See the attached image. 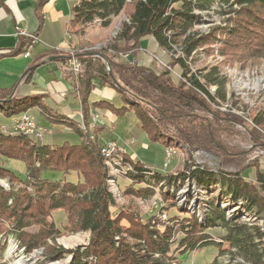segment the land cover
Masks as SVG:
<instances>
[{
	"label": "trees",
	"instance_id": "trees-1",
	"mask_svg": "<svg viewBox=\"0 0 264 264\" xmlns=\"http://www.w3.org/2000/svg\"><path fill=\"white\" fill-rule=\"evenodd\" d=\"M44 1L40 0L39 6ZM210 12L226 17L225 25L216 26L205 35L194 34V27L201 25ZM122 13L126 20L101 52L76 54L83 66L76 80L84 129L65 115L54 113L44 104L43 95L16 97L12 91L0 90V113L8 119L37 108L45 119L82 138L78 145L63 142L52 146L40 144L34 137L0 131V159L18 160L25 165L24 178L0 166V178H7L12 186L9 190L0 186V258L8 237L13 236L26 253L42 249L45 260L50 261L71 256L69 264H170L167 253L175 241L183 249L180 254L212 243H225L219 256L232 253L245 264H264V172L256 173L255 184L246 181L240 172L215 173L195 164L164 175L125 154L123 160L133 171L128 173L124 196L148 200L154 195V187L174 185L172 190L160 188V195L164 203L172 204L179 212L156 230L155 215L142 223L137 214L116 206L106 182L107 167L99 153L104 143L98 137L102 127L96 126L93 133L88 131L90 107L108 111L117 118L133 112L140 130L151 142L180 149L186 143L221 159L232 158L234 150L227 147L221 135L229 130V115L209 109L225 102L226 79L217 67L193 72L189 61L194 52L211 45L222 32L230 37L229 44L220 48L223 55H232L238 47L251 57L264 54V0H80L71 10L70 26L75 32L91 23L107 28ZM146 36L173 55L169 66L181 70L176 82L168 71H155L135 61L140 40ZM239 38L247 41L238 45ZM249 38L253 45H249ZM20 41L25 50L20 47L0 58L19 55L31 46L28 37ZM95 78L119 95L120 107L106 100L88 104L94 88L91 81ZM209 87L216 88L213 94ZM149 171L152 174H146ZM46 173H60L63 180L50 179ZM71 173L77 180H64ZM186 180L215 195L203 200L202 217L183 204L177 205L179 182ZM230 206L235 210L228 215ZM57 211L66 216L63 230L89 233L86 247L67 250L47 244L64 232L51 219ZM243 216L253 220L245 221ZM211 224L225 229L221 242L204 231ZM33 226L37 230L28 232ZM175 235L178 238L171 241ZM0 264L5 263L0 260Z\"/></svg>",
	"mask_w": 264,
	"mask_h": 264
},
{
	"label": "rangeland",
	"instance_id": "rangeland-1",
	"mask_svg": "<svg viewBox=\"0 0 264 264\" xmlns=\"http://www.w3.org/2000/svg\"><path fill=\"white\" fill-rule=\"evenodd\" d=\"M205 21L201 25H196L193 29L194 34L205 35L210 33L211 29L216 26H224L225 18L220 14L209 13L205 14ZM126 20L124 13L112 19V24L104 33H99L92 36L94 41L90 45V49L86 52L99 53L101 49L105 48L110 40L115 37L117 30L120 27L121 22ZM80 30V32H78ZM83 33V28H77L76 34L80 35ZM253 38V37H252ZM249 38V45H253V39ZM230 37L226 36V33H218L216 41L211 45L204 46L203 48L198 49L193 53L191 57V70L193 72H206L212 67H217L220 74L225 77V91L226 100L225 102L218 103L217 107H210L209 109L218 114H228V121L226 123L229 127V132H225L222 135L223 142L227 145L230 150H234L235 155L232 158L221 159L214 156L209 151L201 149L191 144L183 143V148H175V154L169 167L164 169L163 159L165 155V148L163 145H160L158 142H151L148 137L140 130L138 126V121L133 112H128L121 117H115L116 121L110 127H107L104 134L101 135V140L111 141L115 139L120 146L124 147L127 155L132 157H141L140 161L146 166L154 168L156 171L161 172L162 174H173L181 170H185V166H191L192 164H198L197 166H205L217 173L221 171L224 173H235L240 172L245 180L251 184H255L256 173L258 171L264 172V54L257 53L256 56L247 55L246 51L240 49L239 47L232 53V55H223L221 51V46L229 44ZM244 38H239L237 44L241 42H246ZM251 42V43H250ZM142 47L145 51H148L146 48V43H142ZM141 49V48H140ZM140 49L135 54V61L139 65L146 67H151L155 71H168L166 65H170L172 59V54L169 52H164L163 50L158 49L155 52H146L145 55L147 58L143 60L139 59ZM75 51H77L74 48ZM179 53V49H176ZM83 52V51H80ZM78 52V53H80ZM75 53V54H78ZM164 64V65H162ZM172 72L171 77L176 82L178 77L176 75L180 74L181 70L178 66H171ZM212 94L215 92L216 88L209 87L208 89ZM115 106L120 107L122 105L120 97H116L114 101ZM204 112V111H203ZM203 112H198L199 114L205 115ZM37 122L43 124L42 117L38 116ZM210 118V117H209ZM227 119V117H225ZM257 123H259L257 125ZM9 123L6 120L3 123H0V129L2 130L3 126L8 127ZM44 129H48L46 124H43ZM65 129V128H64ZM67 131H59L54 133V138L50 140V134L48 131H44V136L39 143H45L46 141H52L53 143L69 141L72 144L79 143L78 135L74 133H66ZM72 134V135H71ZM75 138H73V137ZM108 139V140H107ZM103 141V140H102ZM133 142V143H132ZM132 143V144H131ZM205 151L207 154L203 155L202 152ZM133 153H135L133 155ZM0 166L14 171L19 176L24 178L25 165L22 161L18 160H8L0 159ZM50 179L63 180V176L60 173H54L52 176L50 173H46ZM115 178V185L117 191H121L120 197L116 196V206L124 208L126 211L137 214L139 220H142V223L147 222V219L152 215H155L157 218V224L155 227L156 230L159 229L161 223L167 222V219L170 216H175L179 212L178 208H173L172 204H167L163 201V206H157L155 209L149 212L147 207H150L147 200H142L132 195H123L122 191L125 190L127 184L126 176H119ZM75 182L77 177L74 173L65 175L64 180ZM192 183L196 188L192 189ZM178 190H185V195L189 193L188 198L193 195L198 197L200 203H204L201 197L206 199L209 195L215 196L212 192H206L198 187L196 183L193 182H179ZM0 186L9 190L12 186L7 178H0ZM174 185H169L173 187ZM175 189V187H174ZM218 189L216 188V191ZM214 191V192H216ZM117 194V193H116ZM186 197V200L188 199ZM150 200V199H148ZM222 202H225L224 199ZM185 205V204H183ZM186 206V205H185ZM232 206V205H231ZM232 210L227 211L228 215ZM188 209V207H187ZM160 213L166 216V219L160 217ZM175 214V215H174ZM227 215V216H228ZM63 212L53 213L51 219L56 224L59 229L63 230L66 219ZM242 218V217H241ZM244 220V219H243ZM160 221V222H158ZM247 221V220H245ZM64 222V223H63ZM259 226L262 225L261 222L257 221ZM125 224V222H123ZM37 230V227L33 226L28 229V232H34ZM63 234L60 235L56 240H49L47 244L49 246L60 247L67 250H72L78 246H84L89 242V233L84 232H66L63 230ZM204 231L209 234L213 239L220 241V238L223 237L226 232L225 229L219 227L218 225H210L207 228H204ZM173 240H176L178 237L175 235L172 237ZM10 239V244L8 240ZM7 247L2 254L0 260L5 264H69L71 256H65L62 259L56 261L45 260V253H36L34 250L31 253H26L25 251H20L16 249L17 243H19L13 236L8 237ZM130 242L132 240L128 239ZM170 241V242H171ZM175 241L167 253L170 257V264H212L216 260V264H245L240 258L235 257L232 253L219 256V250L226 247V244H209L202 248H199L194 251H187L183 254L180 252L183 249L180 245L176 244ZM264 244V243H263ZM246 261V260H245ZM246 264H253L251 261H246Z\"/></svg>",
	"mask_w": 264,
	"mask_h": 264
},
{
	"label": "crops",
	"instance_id": "crops-1",
	"mask_svg": "<svg viewBox=\"0 0 264 264\" xmlns=\"http://www.w3.org/2000/svg\"><path fill=\"white\" fill-rule=\"evenodd\" d=\"M39 1L0 0V55L10 54L19 50L20 47L21 50H25L20 40L23 41V37L26 36L21 37L17 28L25 30L27 34L35 35L37 38L27 49L30 53L29 57H24L20 53L0 58V90L12 91L13 96L16 97L43 95L45 96L44 104L54 113L65 115L84 129L80 93L76 80L78 75L65 71L63 67L68 59L67 52L71 48H75L76 53L88 51L94 42L92 36L104 33L112 23L107 28H103L97 23L88 24L83 27V33L78 35L74 27L70 26V22L72 19L71 10L80 0H45L41 6H39ZM143 42L146 43L148 51L142 47ZM140 47L139 59L142 60L147 58L146 52H155L160 49L150 36L140 40ZM91 83L94 88L87 99L89 105L97 100H106L114 104L116 97H119L112 89L102 86L98 78L93 79ZM28 112L40 128L49 132L50 140L54 138L55 132L63 130L67 131L66 133L78 135L63 125L48 121L37 108L30 109ZM94 114L99 116L97 121L94 120ZM37 116L38 118L42 117L43 124H46L48 129H44L43 124L37 122ZM6 120L8 123L10 122V118L8 119L0 113V123L6 122ZM115 121V116L110 112L90 107L88 131L93 133L96 126L102 127L103 131L98 136L100 139L107 127L113 125ZM78 137L80 143L82 138L79 135ZM40 144L54 146L62 143H53L52 140ZM140 159L141 157H136L135 161Z\"/></svg>",
	"mask_w": 264,
	"mask_h": 264
},
{
	"label": "built area",
	"instance_id": "built-area-1",
	"mask_svg": "<svg viewBox=\"0 0 264 264\" xmlns=\"http://www.w3.org/2000/svg\"><path fill=\"white\" fill-rule=\"evenodd\" d=\"M18 34L22 35V36H26L28 38H30L31 44L36 41V36L32 34H27L25 30H22L20 28H17ZM68 53V59L66 60V63L63 67V69L71 74L74 75H78L81 73L82 71V65L79 62L77 56H76V51L71 48L69 50ZM24 57H29L30 53L29 51H24L23 53ZM164 65V64H162ZM166 68H168L170 76H171V72H172V68L170 66L166 65ZM178 77V79L180 78V75H176ZM94 120L97 121L98 119V115L94 114L93 115ZM1 132L5 133V134H22V135H26V136H30V137H34L37 140H41L43 138L44 135V130L42 128H40L34 118L29 114L28 111L26 112H22L21 114L14 116L12 118H10V122L8 127L3 126L2 130L0 129ZM90 139H92V135L89 136ZM202 152L201 154L205 155L207 154V152L205 151H199ZM99 153L100 155L103 157L104 159V164L107 167V171H108V178H107V185H108V189L109 191L112 193V195L115 198L116 201V196L120 197L121 191L119 192V190L117 191L116 185H115V178L114 177H119V176H126V179L128 180V173L132 172L133 169L131 167V165L128 162H125V154L126 151L124 150L123 146H120V144L117 143V141H109V142H104L100 147H99ZM175 154V148L173 147H166L165 148V155H164V159H163V167L164 169L169 167V163L171 162V160L173 159ZM198 165V164H195ZM202 167V166H200ZM210 169V168H209ZM211 171H213L212 169H210ZM146 174H152L150 171L147 172ZM187 181V180H186ZM188 182V181H187ZM192 185V189L196 188V186L194 185V183L191 184ZM160 188H163V191H167V190H172V187H163L158 186V187H154V195L150 198V200H147V202H149L150 208L149 212L152 211L153 209H155L157 206H163V201L161 199V191ZM120 194H119V193ZM185 190H178L176 192V202L177 205L180 206L182 204L186 205V208L188 207V210H190V212L195 213L198 217H202L203 214L205 213V206L200 203V201H198V197H194L193 195H191L190 198H188V194L187 196L185 195ZM117 193V194H116ZM186 197L188 198L186 200ZM202 200H204L203 197H201ZM165 205V203H164ZM158 208V207H157ZM156 208V209H157ZM160 217L163 218L164 220L166 219V216L163 215V213H160ZM242 219L244 220H253V218H251L250 216H243ZM9 244H10V239L8 240ZM20 244L17 243L16 249L18 248L20 251H24V248H22L21 246H19ZM33 252V251H32ZM36 253H41V249L38 251H34Z\"/></svg>",
	"mask_w": 264,
	"mask_h": 264
}]
</instances>
